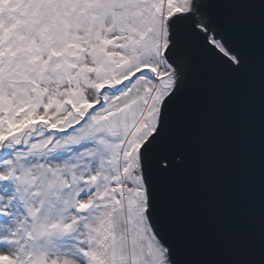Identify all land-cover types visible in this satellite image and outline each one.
<instances>
[{"label":"snow or ice","instance_id":"6c2138e0","mask_svg":"<svg viewBox=\"0 0 264 264\" xmlns=\"http://www.w3.org/2000/svg\"><path fill=\"white\" fill-rule=\"evenodd\" d=\"M0 264H264V0H0Z\"/></svg>","mask_w":264,"mask_h":264},{"label":"water","instance_id":"95a60500","mask_svg":"<svg viewBox=\"0 0 264 264\" xmlns=\"http://www.w3.org/2000/svg\"><path fill=\"white\" fill-rule=\"evenodd\" d=\"M205 247L209 248L216 254L217 256L223 255L227 250L228 244L223 239H215L211 241L205 242Z\"/></svg>","mask_w":264,"mask_h":264}]
</instances>
